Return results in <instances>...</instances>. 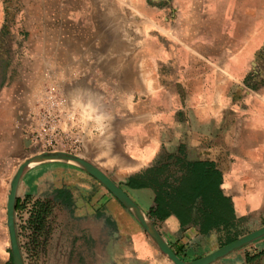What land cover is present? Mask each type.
Masks as SVG:
<instances>
[{"label": "rangeland", "instance_id": "374dc122", "mask_svg": "<svg viewBox=\"0 0 264 264\" xmlns=\"http://www.w3.org/2000/svg\"><path fill=\"white\" fill-rule=\"evenodd\" d=\"M77 12L88 15L99 34V40L87 52L98 59L94 66L99 73L88 82L76 81L66 88L70 109L88 124L85 148L73 153L96 165L146 212L122 183L124 175L117 173L122 170L119 157L126 156L128 145L141 153L148 145L156 158L147 168L165 163L168 172L178 171L176 144L189 136L190 122L194 124L196 111L204 101L218 97L197 94L210 86L208 76L212 71L228 73L227 86L233 98L264 89V0H0V136L12 135L14 121H19L24 134L28 132L26 112L19 113L12 105L15 102L28 107V94L24 99L14 91L26 88L29 93L46 64L67 66L69 60L63 61L60 47L52 48L53 60H47L50 54H46L49 48L44 42L59 38L57 31L65 26L64 17L67 20ZM75 60L72 58L70 64ZM134 133L148 138L132 144L130 135ZM40 152L29 143L22 146L21 158L14 160L13 174L21 162ZM43 165L52 166L53 172L68 165L87 173L62 160L32 162L25 170ZM87 174L139 224L116 196ZM22 201V209L17 212L23 216L24 263L39 264L36 254L44 238L45 222L33 246L27 220L36 200L24 197ZM49 212L47 207V216ZM150 220L169 245L162 223ZM263 225L264 220L255 225L232 222L214 232H199L197 238L187 236L175 251L183 261L191 262ZM139 226L157 252L156 258L142 259L139 264H173ZM263 240L264 236L247 244L260 250L253 254V263L264 251L259 248Z\"/></svg>", "mask_w": 264, "mask_h": 264}, {"label": "crops", "instance_id": "0c3cea01", "mask_svg": "<svg viewBox=\"0 0 264 264\" xmlns=\"http://www.w3.org/2000/svg\"><path fill=\"white\" fill-rule=\"evenodd\" d=\"M69 17L67 20L64 17L66 24L60 27L61 32L57 31L59 38L44 42L49 48L45 49L46 54H50L46 55L50 57L47 60H53L55 50L52 48L60 47L58 51L63 61L69 60V66L71 59L75 58L85 73L81 81L88 82V78H95L99 73L94 66L99 63L98 59L87 53H90L89 47L99 40V34L95 33L91 19L83 12ZM208 78L210 86L197 94L218 97L211 102L205 100L204 106L196 111L194 124L190 122L189 136L178 141L174 154L181 153L188 161L213 162L222 174L220 187L231 200L234 224H259L264 220V89L249 90L239 98H233L234 94L227 86L228 73L212 71ZM14 93L24 99L25 94H29L26 88H16ZM12 105L19 113L26 112L27 107H20L15 102ZM11 127L12 135L0 136V264H13L6 226V201L14 160L21 158L22 146L30 144L17 121ZM130 137L132 144L148 138L139 133ZM147 146L141 153L135 151L133 145H128L126 156L119 157L122 170L117 171L124 175L122 183L146 207V212L154 198L153 192L149 188H129L126 181L154 162L156 157ZM24 197L44 204L50 211L45 216L44 238L36 254L39 264H139L142 259L156 258V250L134 218L116 198L77 167L66 165L60 168V172H53L50 165L24 170L16 201L21 204ZM22 217L15 211L23 258ZM160 223L174 251L187 236H200L197 227H182L173 215ZM261 247L264 249V240L260 242ZM258 251L245 245L213 264H252L247 263L246 258H252ZM254 260L253 264H264V251Z\"/></svg>", "mask_w": 264, "mask_h": 264}, {"label": "trees", "instance_id": "16d2710c", "mask_svg": "<svg viewBox=\"0 0 264 264\" xmlns=\"http://www.w3.org/2000/svg\"><path fill=\"white\" fill-rule=\"evenodd\" d=\"M174 159L178 165L176 172H168L169 165L162 163L130 176L126 181L129 188L153 190L154 198L146 212L148 218L161 222L173 215L182 227L192 225L200 233L231 224L235 219L234 209L220 187L222 174L215 164L188 161L181 153ZM21 209L22 203L16 201L15 211ZM46 215L47 206L37 202L32 204L27 227L31 230L29 237L33 246H36L37 235L42 234ZM246 261L251 263L252 258H246Z\"/></svg>", "mask_w": 264, "mask_h": 264}, {"label": "built area", "instance_id": "2783aa9c", "mask_svg": "<svg viewBox=\"0 0 264 264\" xmlns=\"http://www.w3.org/2000/svg\"><path fill=\"white\" fill-rule=\"evenodd\" d=\"M75 60L71 65L43 66L36 85L28 94L25 125L27 140L43 151L73 153L83 150L88 141V124L69 107L66 88L84 78ZM19 122V121H18Z\"/></svg>", "mask_w": 264, "mask_h": 264}, {"label": "water", "instance_id": "95a60500", "mask_svg": "<svg viewBox=\"0 0 264 264\" xmlns=\"http://www.w3.org/2000/svg\"><path fill=\"white\" fill-rule=\"evenodd\" d=\"M46 160H62L78 165L81 169L85 170L87 173L96 178L100 183H102L114 196H116L119 201L128 208L139 224L144 228L148 236L154 242L157 249L164 254L173 264H212L220 258L225 257L232 251L241 248L261 237L264 236V225L223 245L222 247L216 249L215 251L201 257L200 259L186 262L177 256V254L172 250V248L167 244V242L162 238L159 231L148 218L147 213L144 212L122 189L118 184H116L108 175H106L102 170H100L96 165L90 163L89 161L79 157L74 153H69L65 151H43L39 154L29 157L21 162L15 173L13 174L9 190L7 194L6 201V226L8 230V237L10 243V251L12 255L13 264H24L22 254L20 251V245L18 241L16 224H15V204L17 188L20 178L25 170V168L32 162L46 161Z\"/></svg>", "mask_w": 264, "mask_h": 264}, {"label": "bare ground", "instance_id": "6f19581e", "mask_svg": "<svg viewBox=\"0 0 264 264\" xmlns=\"http://www.w3.org/2000/svg\"><path fill=\"white\" fill-rule=\"evenodd\" d=\"M101 114V113H100ZM98 117V116H97ZM98 120H100L99 118H98ZM101 121V120H100ZM98 122V121H97ZM100 134V133H99ZM105 134H108V133H105ZM100 136V135H99ZM102 137V136H101ZM100 137V138H101ZM104 139V138H103ZM102 140V139H101ZM113 156V155H112ZM133 163V162H132ZM120 164V163H119ZM31 165H32V163H31ZM30 166V165H29ZM28 167V166H27Z\"/></svg>", "mask_w": 264, "mask_h": 264}]
</instances>
